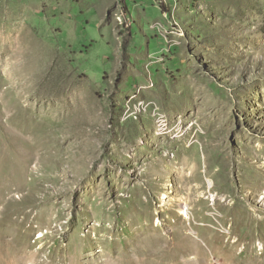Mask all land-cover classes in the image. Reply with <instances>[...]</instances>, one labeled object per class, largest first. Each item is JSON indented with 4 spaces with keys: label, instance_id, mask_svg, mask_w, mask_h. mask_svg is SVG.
I'll use <instances>...</instances> for the list:
<instances>
[{
    "label": "rangeland",
    "instance_id": "1",
    "mask_svg": "<svg viewBox=\"0 0 264 264\" xmlns=\"http://www.w3.org/2000/svg\"><path fill=\"white\" fill-rule=\"evenodd\" d=\"M0 264H264V0H0Z\"/></svg>",
    "mask_w": 264,
    "mask_h": 264
},
{
    "label": "bare ground",
    "instance_id": "2",
    "mask_svg": "<svg viewBox=\"0 0 264 264\" xmlns=\"http://www.w3.org/2000/svg\"><path fill=\"white\" fill-rule=\"evenodd\" d=\"M162 121H163V120H162ZM200 162H201V164H202V161H199V163H200ZM198 165H199V164H198ZM199 168H200V167H199ZM207 169H208V168H207ZM205 173H206V172H205ZM199 175H200V179L202 180V179H203V175H202L201 173H200ZM195 177H196V175H195ZM193 179H194V178H193ZM206 181H207V180H206ZM199 184H200V183H199ZM166 198H167V197L164 195L162 200H165ZM187 210H188V209H186V208L183 210V214H182V216L188 217V212H187ZM186 244H187V243H186ZM181 246H182V245H181ZM186 247H187V246H186ZM184 248H185V247H184ZM189 249H190V248H189ZM187 250H188V249H187ZM187 250H186V251H187Z\"/></svg>",
    "mask_w": 264,
    "mask_h": 264
}]
</instances>
